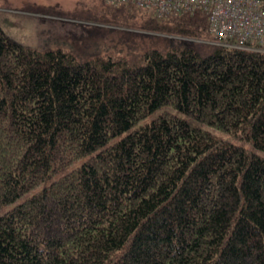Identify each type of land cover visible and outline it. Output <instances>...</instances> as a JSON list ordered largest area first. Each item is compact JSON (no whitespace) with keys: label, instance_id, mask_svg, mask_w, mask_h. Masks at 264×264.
<instances>
[{"label":"trees","instance_id":"16d2710c","mask_svg":"<svg viewBox=\"0 0 264 264\" xmlns=\"http://www.w3.org/2000/svg\"><path fill=\"white\" fill-rule=\"evenodd\" d=\"M101 4L148 44L79 58L0 26V264H264V39Z\"/></svg>","mask_w":264,"mask_h":264},{"label":"rangeland","instance_id":"374dc122","mask_svg":"<svg viewBox=\"0 0 264 264\" xmlns=\"http://www.w3.org/2000/svg\"><path fill=\"white\" fill-rule=\"evenodd\" d=\"M101 6V0H0V26L9 37L22 44L39 49L62 46L79 58L99 50L101 53L133 54L148 44L154 33L101 19ZM149 118H144L141 123ZM214 131L234 143H240L239 139ZM81 161L82 158L75 160L70 167L79 165ZM41 185L26 194H31ZM21 199L2 205L0 213Z\"/></svg>","mask_w":264,"mask_h":264},{"label":"built area","instance_id":"2783aa9c","mask_svg":"<svg viewBox=\"0 0 264 264\" xmlns=\"http://www.w3.org/2000/svg\"><path fill=\"white\" fill-rule=\"evenodd\" d=\"M152 9L160 17L201 11L218 43L257 48L264 39V6L260 0H105Z\"/></svg>","mask_w":264,"mask_h":264}]
</instances>
